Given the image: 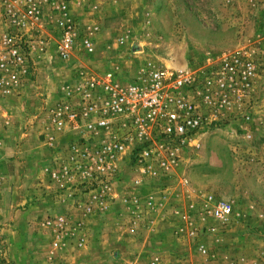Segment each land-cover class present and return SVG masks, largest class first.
I'll return each instance as SVG.
<instances>
[{
  "label": "rangeland",
  "instance_id": "obj_1",
  "mask_svg": "<svg viewBox=\"0 0 264 264\" xmlns=\"http://www.w3.org/2000/svg\"><path fill=\"white\" fill-rule=\"evenodd\" d=\"M60 1L41 3L31 76L7 95L0 86V264H264V0H67L95 50L65 61ZM232 54L259 66L252 118L222 112L167 172H143L132 144L117 173L89 174L82 153L103 134L53 120L82 68L129 81ZM220 200L233 206L224 221L212 213Z\"/></svg>",
  "mask_w": 264,
  "mask_h": 264
},
{
  "label": "built area",
  "instance_id": "obj_2",
  "mask_svg": "<svg viewBox=\"0 0 264 264\" xmlns=\"http://www.w3.org/2000/svg\"><path fill=\"white\" fill-rule=\"evenodd\" d=\"M43 1L47 0L2 1L3 16L9 23L2 33L0 51V86L6 95L31 76L36 49L33 28L40 22L47 24ZM53 8L63 13L57 21L62 28L57 42L59 57L65 61L78 48L93 52L94 40L88 33L79 35L67 11V0ZM42 44L43 51L48 44ZM258 68L257 62L243 54L226 55L198 67H145L129 81H123L115 70L89 73L82 68L66 99L56 105L53 120L59 128L66 121L83 122L90 131H101V143L82 153L91 162L89 174L117 173V160L132 144H136L134 158L143 172H152L155 164L167 172L204 125L222 112L237 105L246 109L244 120L252 118L258 98ZM104 187L107 191V185ZM232 212L233 206L226 200L218 201L212 209L213 216L223 221Z\"/></svg>",
  "mask_w": 264,
  "mask_h": 264
},
{
  "label": "crops",
  "instance_id": "obj_3",
  "mask_svg": "<svg viewBox=\"0 0 264 264\" xmlns=\"http://www.w3.org/2000/svg\"><path fill=\"white\" fill-rule=\"evenodd\" d=\"M0 214H2V210H1V208H0Z\"/></svg>",
  "mask_w": 264,
  "mask_h": 264
}]
</instances>
